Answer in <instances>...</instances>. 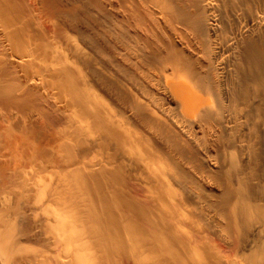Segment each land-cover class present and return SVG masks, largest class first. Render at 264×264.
<instances>
[{
  "label": "bare ground",
  "instance_id": "obj_1",
  "mask_svg": "<svg viewBox=\"0 0 264 264\" xmlns=\"http://www.w3.org/2000/svg\"><path fill=\"white\" fill-rule=\"evenodd\" d=\"M0 264H264V0H0Z\"/></svg>",
  "mask_w": 264,
  "mask_h": 264
},
{
  "label": "rangeland",
  "instance_id": "obj_2",
  "mask_svg": "<svg viewBox=\"0 0 264 264\" xmlns=\"http://www.w3.org/2000/svg\"><path fill=\"white\" fill-rule=\"evenodd\" d=\"M96 1H98V2H100V0H96ZM80 2H82V4L85 2L86 3V0H80ZM89 7V6H88ZM225 7V10H226V12H228L229 11V7H227V6H224ZM227 7V8H226ZM89 9H90V12H92V13H94V14H92V15H94L95 17H92L91 18V21L89 20L88 22H89V29H88V32L90 33V34H92V35H96V36H100V34L103 32V30H105L104 28H103V26H100L99 25V23L103 20V16H105L106 15V13H113L112 11H113V9L112 8H110L109 6H101V4H100V6L99 7H96V6H90L89 7ZM88 9V10H89ZM89 12V11H88ZM97 12V13H96ZM225 12V11H224ZM97 16V17H96ZM102 16V17H101ZM97 18H99L98 19V21L96 20ZM96 20V24H98L97 26H96V24L94 25L93 23V20ZM91 22V23H90ZM41 125V124H40ZM42 125L44 126L45 125V127H42V128H47L48 126L46 125V124H43L42 123ZM29 221H31V220H29ZM243 228L242 229H244V226H242ZM246 229H244V230H242L241 231V234H240V237L241 236H243V237H239L237 240H234L233 241V248H236L237 246L239 247H237L238 249H242L243 248V243H245L244 241L245 240H247V236H248V230H246ZM243 234V235H242ZM237 243H236V242ZM235 243V244H234ZM241 244V245H240ZM236 245V246H235ZM235 246V247H234ZM240 247H242V248H240Z\"/></svg>",
  "mask_w": 264,
  "mask_h": 264
}]
</instances>
